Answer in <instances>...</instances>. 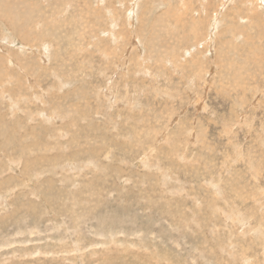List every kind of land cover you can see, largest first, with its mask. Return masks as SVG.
Wrapping results in <instances>:
<instances>
[{
    "label": "rangeland",
    "instance_id": "374dc122",
    "mask_svg": "<svg viewBox=\"0 0 264 264\" xmlns=\"http://www.w3.org/2000/svg\"><path fill=\"white\" fill-rule=\"evenodd\" d=\"M0 264H264V0H0Z\"/></svg>",
    "mask_w": 264,
    "mask_h": 264
}]
</instances>
